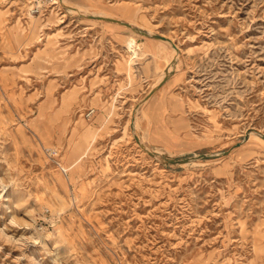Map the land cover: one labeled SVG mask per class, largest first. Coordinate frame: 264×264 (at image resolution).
Wrapping results in <instances>:
<instances>
[{
	"label": "rangeland",
	"instance_id": "1",
	"mask_svg": "<svg viewBox=\"0 0 264 264\" xmlns=\"http://www.w3.org/2000/svg\"><path fill=\"white\" fill-rule=\"evenodd\" d=\"M59 2L0 0V264H264V0Z\"/></svg>",
	"mask_w": 264,
	"mask_h": 264
},
{
	"label": "water",
	"instance_id": "2",
	"mask_svg": "<svg viewBox=\"0 0 264 264\" xmlns=\"http://www.w3.org/2000/svg\"><path fill=\"white\" fill-rule=\"evenodd\" d=\"M93 18H96V19H99V20H104V21H107V22H110V23H118V24H120V25H122L124 27H127V28H129V29L141 34V35H145L147 37H151L148 33L141 32V31L133 28L130 24L125 23V22L120 21V20L110 19V18H103V17H93ZM152 37L155 38V39L162 40V41L170 42L169 39H167L166 37H163V36L155 35V36H152ZM154 93H155V89L147 96L146 100H148ZM167 161L170 164H183V163L189 162V160H182V159H168Z\"/></svg>",
	"mask_w": 264,
	"mask_h": 264
},
{
	"label": "bare ground",
	"instance_id": "3",
	"mask_svg": "<svg viewBox=\"0 0 264 264\" xmlns=\"http://www.w3.org/2000/svg\"><path fill=\"white\" fill-rule=\"evenodd\" d=\"M59 3H61L63 6H65V7H67L70 11H72V12H76L77 10H78V8H76V7H73V6H71V5H69L68 4V2H67V0H60V2ZM92 17H103V18H107L106 16H99V15H97V16H92ZM110 19H113V18H110ZM165 43H169L170 45H172V47H173V51H174V53H175V55H177L178 54V46L177 45H175L174 44V42H173V40L171 39L170 40V42H168V41H164ZM130 46H134V45H136L135 44V42H134V40H131L130 42ZM165 75H166V72L164 73ZM165 79V78H164ZM163 78H162V80L160 81V83H162V81L164 80ZM142 142V141H141ZM142 144H143V142H142ZM145 146V145H144ZM144 149V148H143ZM157 156V155H156ZM158 158V157H157ZM167 159V158H166ZM169 159V158H168ZM167 159V160H168ZM161 160V159H160ZM162 162H164V161H162ZM165 163V162H164Z\"/></svg>",
	"mask_w": 264,
	"mask_h": 264
},
{
	"label": "built area",
	"instance_id": "4",
	"mask_svg": "<svg viewBox=\"0 0 264 264\" xmlns=\"http://www.w3.org/2000/svg\"><path fill=\"white\" fill-rule=\"evenodd\" d=\"M38 4H40V3H38ZM54 154H55V156H57V155H58L56 152H55Z\"/></svg>",
	"mask_w": 264,
	"mask_h": 264
}]
</instances>
